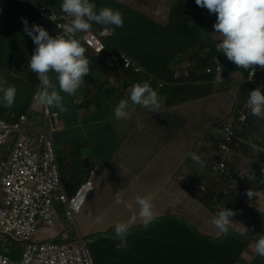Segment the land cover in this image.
<instances>
[{"label": "crops", "instance_id": "0c3cea01", "mask_svg": "<svg viewBox=\"0 0 264 264\" xmlns=\"http://www.w3.org/2000/svg\"><path fill=\"white\" fill-rule=\"evenodd\" d=\"M50 1L55 7H61L62 0ZM90 2L96 5L97 12L102 7L119 10L123 24L127 19L128 25L151 30L153 34L162 33V30L154 31L155 25L169 23L175 5L171 0ZM21 18L28 21L29 28L33 24L41 26L30 11L18 7H11L0 18V88H16L11 108L3 106L0 92L1 119L26 112L40 85L28 66L36 45L24 32ZM101 27L92 24L93 29ZM185 35L178 34L175 43L178 50L184 47L185 55L189 56L194 52L186 45ZM208 40L207 31L202 30L201 43ZM115 42L122 50L129 49L130 44L140 48L145 44L142 39H130L126 25L117 32ZM178 62L170 63L176 71L182 68L183 61ZM95 63L89 61L90 72L74 96L60 92L66 112L47 108L58 122L52 139L68 192H75L90 170H99L100 179L77 216L78 231L86 236L97 264H168L164 261L169 259L173 260L171 264H191L190 251L173 248L176 242L186 244L193 229L213 239L212 251L220 254V264H264V257L254 251L261 234H257L258 218L263 219L264 213V122L248 128L238 139V147H234L228 168L243 173L246 182L240 188L229 190V195L224 196L222 192L229 189L230 183L223 175L213 172L214 165L224 157L218 147L224 137V124L229 117L236 116L243 105L239 90L241 76L233 75L230 83L223 87L205 80L181 86L184 91L174 90L179 86H168L157 92L160 107L156 110L134 105L126 98L129 117L123 120L114 115L120 100L107 89L118 86L125 97L134 84L144 83L148 77L140 74L128 78L118 73L121 69L111 74L102 73ZM50 75L59 91L55 74ZM105 77L110 78L108 84L98 92L97 84ZM91 92H98L94 100H90ZM192 153L201 160L194 161ZM253 173L255 181L249 183L248 177ZM203 185L204 192L200 189ZM249 190L253 193L250 198ZM117 194L122 201L132 203L136 196L150 195L159 215L145 229L138 216L132 220L133 213L124 203H116ZM212 199L218 201L221 209L237 212L229 218L230 222L242 223L249 231L241 234V226L233 225L225 234L214 226L211 221L216 214L211 212ZM134 208L138 212L139 206L134 205ZM97 217H102V222H97ZM122 221H132L126 250L117 249L118 241L114 238L115 224ZM66 231L69 232L63 233L60 227L50 232L40 225L37 239H62L63 234L69 238L71 231Z\"/></svg>", "mask_w": 264, "mask_h": 264}, {"label": "clouds", "instance_id": "9594fccd", "mask_svg": "<svg viewBox=\"0 0 264 264\" xmlns=\"http://www.w3.org/2000/svg\"><path fill=\"white\" fill-rule=\"evenodd\" d=\"M29 1L31 0H7V9H5L2 14H0V18L3 17L9 7L19 8L20 6H23L26 10L30 11L41 24V26L33 24L31 28H29L28 21L24 18H21V22L24 25V32L29 37H31L33 43L36 45L34 54L31 56L28 66L31 72L35 73L37 79L40 81V85L36 94L39 93L38 102L43 106V110H38L34 107L35 94L34 99L32 100V103L26 112L18 114L17 116L12 115L4 119L0 118V121L15 123L20 122L22 116H26L27 125L29 126L30 130L35 132H46L47 119L48 125L51 128L52 139V133L57 129L58 122L54 115L48 111V108H57L61 113L67 111V108L63 103L64 97L60 94V92L74 96L77 90L85 83L84 77L90 72L89 60L85 57V52L87 51L93 53L113 72H117L118 69H121L118 73L125 74L126 76L143 74L148 77V81L134 84L130 92V100L132 104L140 105L143 108L152 110L159 109L160 98L157 92H160L168 86H179L178 88H183L184 91L185 88L181 86L201 81L198 79L190 81L191 72L192 68L195 66V61H189V58L185 55L179 54L176 57V61H179L178 63L183 61L180 71L174 70L171 64H169V66L173 68L174 73L172 79L167 80L160 78V76L155 73L150 72L140 61L132 58L126 51L120 49L115 43L116 27H122L124 23L123 14L119 10H113L109 7H102L97 12L96 5L91 3L90 0H62L61 7H55L53 3H48L47 0H33L34 2L37 1L44 4L50 12L55 13L56 15L68 16L70 18V22L62 25L64 33L73 35L75 33L77 34V36L74 38H65L64 36L53 37L55 34L54 24H52V22L40 20ZM171 1L175 3L177 0ZM195 3L201 8H206L210 14H217L216 23L213 25V28L215 29V36L218 38L217 51L223 53L227 57L224 63L218 65L226 66L225 82L217 83L214 79V76L207 73L208 69L215 70L217 66L215 68H206L203 74H197L202 78H207L210 76V80H203L207 81L209 84L220 87L228 85L233 75L238 74L241 76L239 90L242 92L241 100L243 105L240 107V110L237 112L236 116L229 117L224 124V137H222V143L218 144L219 149H221V151L224 153V157L213 167L214 174L221 176L223 175L230 183L229 189L222 192L223 195L227 197L229 195V190H236L240 188L243 182H246V178H244L242 172H232L228 168V164L232 158L229 155L230 144L233 143L234 140H238L248 128L250 129L252 126L264 122V81L254 77L255 75L264 79V74L260 72L261 68H264V0H195ZM16 4L19 6H16ZM93 22L95 24L102 25L103 27L99 29H93ZM102 29L105 32L113 30V35L105 40V49L99 52L89 47H83L81 42L76 39L82 38L85 33L90 31L98 32ZM108 55L109 57H107ZM111 55H115L116 61H112ZM121 55H126L132 60V65L130 68H126L124 66ZM171 62L173 61H170V63ZM231 62L236 66V68L241 69H230L229 64ZM50 73L55 74V80L58 81L59 84V91H57L56 83L53 81ZM247 86H255L256 89L251 90L249 93V90H245ZM111 89L112 88L107 89V91L111 92ZM0 92L3 93V106L6 108H11L15 103L16 88L14 86H9L6 89L0 88ZM127 109L128 100H120L118 106L114 110L115 117L117 119L127 120L129 117ZM33 111L42 113L44 116L43 120H39V117L37 116L35 118V122L31 124ZM138 127L142 128L143 125H139ZM230 132L232 133L231 137H229ZM5 146L6 145H0V149L3 150V157L0 159V163L2 161L8 160L7 155L9 151ZM222 146H227V150L222 149ZM54 151L61 177V184L68 199L74 197L80 187L87 183L91 177L92 171H97V175L92 179L93 186L90 191V195L86 200L87 203L95 189L97 181L100 179L99 170H90L87 179L77 187L73 194H70L68 192L67 185L65 184V180L61 174L55 147ZM191 157L194 161L201 160V157L195 153H192ZM223 162L226 166L225 170L223 172L221 170L215 171V168ZM248 179H255V174L253 173L250 175ZM200 189L202 192H204L205 186H201ZM59 194L60 192L53 194L52 206L56 201L65 205L67 212V204L62 200L57 199ZM4 195L5 194H3V197ZM252 195L253 193L251 190H249L247 192L248 198H250ZM1 200L3 201V198H1ZM86 203L84 204L82 210L84 209ZM116 203H124L125 207L133 213L132 220L134 221L138 216L145 229H147L148 226L159 215L158 211L155 209V205L150 195L143 197L136 196L134 198V203H132L122 201L117 194ZM134 205L139 206L138 212H136ZM210 206L212 209L211 212L216 214L211 223L223 233L227 234L229 227L233 225L241 226L239 228L241 234L249 231L243 226L242 223L237 224L230 222L229 218L236 216L238 214L237 212L226 208L221 209L218 201L215 199L211 200ZM53 209L56 222V210L54 207ZM77 210H79L78 205ZM82 210L79 213H81ZM78 214L75 216V221L72 220L76 227V218ZM102 220V217H97V222H102ZM40 225L48 228L50 232H55L57 230L56 228H49L48 226L44 225L42 220H39L36 231L30 236L28 240H21L17 237L13 238L10 235H4L0 231V234L3 235L2 239L0 240V245L4 244L9 247H14L11 239H19L21 241V252L19 256H15L14 254L9 255L1 250L0 254L7 258L10 264H19L23 258L24 250L29 244H59L60 242H68L79 246L81 241H83L93 260V264H97L95 257H93L91 253L88 241L86 239L85 241L81 234H79V239L73 240H70L66 235L62 239L48 238L47 240H40L37 239ZM131 226L132 221H122L115 224L114 238L118 241L116 244L117 249L126 250L128 248L127 237L130 234L129 230ZM192 231H195L204 239L209 240V242H213V239L201 235L195 229ZM259 236L260 238L255 243L254 251L258 256L264 257V234H260ZM2 264H7L6 259L3 260Z\"/></svg>", "mask_w": 264, "mask_h": 264}, {"label": "built area", "instance_id": "2783aa9c", "mask_svg": "<svg viewBox=\"0 0 264 264\" xmlns=\"http://www.w3.org/2000/svg\"><path fill=\"white\" fill-rule=\"evenodd\" d=\"M40 20L52 22L56 36L74 38L73 34H65L62 25L69 23L70 18L65 15H56L37 1H29ZM7 9V0H0V14ZM113 35V30L105 32H88L79 40L83 47L95 49L97 52L105 49V40ZM124 66L130 68L132 60L121 55ZM220 67V69H219ZM226 66H217L215 70L208 69L217 83L226 81ZM264 74V68H261ZM253 76V75H252ZM257 79H264L255 76ZM35 96L34 107L43 110ZM46 132H35L27 125V117L22 116L20 122L0 121V145H7L9 138L13 137L12 147L7 161L0 163V193L5 194L3 203L0 196V231L13 238L28 240L36 231L39 217L44 225L55 229L53 194L60 192L57 199L67 205V216L75 221V216L82 210L93 186L92 179L97 171L91 172V177L85 185L80 187L76 195L70 199L65 195L56 155L51 139V128L46 119ZM232 133H229V137ZM229 139V138H228ZM230 141V140H228ZM227 150V146H222ZM224 162L215 168V171L225 170ZM77 205L79 210H77ZM7 258L0 254V264ZM19 264H93V260L83 241L76 246L68 242L29 244L26 246L23 258Z\"/></svg>", "mask_w": 264, "mask_h": 264}, {"label": "trees", "instance_id": "16d2710c", "mask_svg": "<svg viewBox=\"0 0 264 264\" xmlns=\"http://www.w3.org/2000/svg\"><path fill=\"white\" fill-rule=\"evenodd\" d=\"M47 2L52 3L50 0H47ZM16 6L19 5L16 4ZM19 10L26 9L23 6H20ZM168 19L169 23L166 25L156 23L154 31L160 32L162 30V33L160 34H153L151 33V30H142L135 26L128 25V20L126 19L125 24H123L122 27H116V36L117 32H121L126 25L130 39H142L145 44L143 45V48H140L137 44H130V48L124 51H126L132 58L140 61L150 72L159 75L160 78L171 80L174 70L169 67L170 61H176V57L179 54L185 55L184 47L181 50H178V46L175 43L178 34L183 32L186 34L184 37L186 45L192 48V51L194 52L189 56L185 55L189 58V61H195L190 81L197 79L210 80V76L202 78L199 77L197 73L203 74L206 68H215L216 66L224 63L227 58L223 53L217 51L218 38L215 36V29L213 28V25L217 20V14H210L206 8L197 6L195 0H177ZM202 30H206L209 36V40L206 43H201L200 41V32ZM186 36H189L190 39ZM158 37L159 40L157 41ZM111 56L112 61H116L115 55ZM85 57L88 58L89 61H96L95 64L101 69L102 73L107 71L111 74V70L93 53L87 51L85 52ZM107 57H109V55ZM160 61H163V63L160 64ZM229 68L233 70L241 69L236 68L232 62L229 64ZM109 79L110 78L105 77L103 78L101 84L98 82V92L101 88H104L108 84ZM254 89H256L255 86H247L245 88V90H249V93ZM174 90L183 91V88L177 87L174 88ZM98 92H91L89 94L90 100H94ZM96 106H98V104H96ZM237 141L238 140L236 139L230 144V156L234 153V147H238ZM2 157L3 150L0 149V159ZM247 181L252 183V181L255 180L248 179ZM70 194H73V192ZM262 217L263 219L260 217L258 218V223L260 225L258 227L257 231L259 232L257 234H264V213L262 214ZM213 247V243L199 236L195 231H192L190 239L186 240V244L184 241L176 242L173 249H176L177 251H190L192 253L191 264H220V254H215L212 251ZM172 253V251L169 252L168 256ZM164 262L171 264L173 263V260L169 259ZM186 264H188V262Z\"/></svg>", "mask_w": 264, "mask_h": 264}, {"label": "rangeland", "instance_id": "374dc122", "mask_svg": "<svg viewBox=\"0 0 264 264\" xmlns=\"http://www.w3.org/2000/svg\"><path fill=\"white\" fill-rule=\"evenodd\" d=\"M8 5H9V1H8ZM9 9H11V7H9L8 10ZM127 77L130 78L131 75H127ZM111 88H112L111 89V94H116L119 100L126 99V98H129V100H130V93L127 92L125 97H124V95L120 91L119 87H117L115 85H112ZM37 116L39 117V120H43V118H44L42 113L37 112V111H33V117H32V120H31V124H33L35 122V118ZM13 140H14L13 137L9 138L8 143H7V145L5 147H12ZM55 150H56V153H57L58 152L57 149H55ZM202 176H203L204 179H207V176L203 172H202ZM0 196L3 198V194L0 193ZM1 202L3 203L2 200H1ZM53 207L56 210V213H55L56 222H55V226H54L56 229L61 227V229L64 230L63 233L69 232V231H66V230L70 229L71 233H70V237L69 238L71 240L79 239V234L84 236L82 231L81 230L78 231L77 227L74 224V222L66 215V207H65V205L55 201L54 204H53ZM38 219L41 221V217H39ZM76 220H77V218H76ZM77 226L79 228L78 221H77ZM63 235H66V234H63ZM2 237H3V235L0 234V240L2 239ZM85 238H86V236H84V240H85ZM11 240L13 242L14 247H9L7 245L2 244V245H0V250L3 251L6 254H9V255L10 254H14L15 256H19V254L21 252V248H20L21 241L19 239H11Z\"/></svg>", "mask_w": 264, "mask_h": 264}]
</instances>
